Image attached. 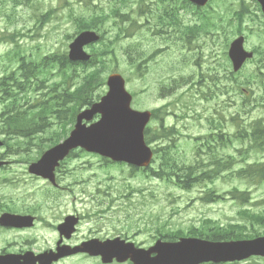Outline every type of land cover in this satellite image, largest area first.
<instances>
[{
	"label": "rangeland",
	"instance_id": "374dc122",
	"mask_svg": "<svg viewBox=\"0 0 264 264\" xmlns=\"http://www.w3.org/2000/svg\"><path fill=\"white\" fill-rule=\"evenodd\" d=\"M35 1L37 3L33 9L21 11L22 16L29 17L35 14L38 17L51 9L56 11L40 29V37H37L38 39L35 38L37 40L34 43L39 44V52L43 55L54 52L62 54L67 51V43L69 44L67 37L73 35L77 30L74 18L91 15L92 11L86 9L82 4H77V0ZM133 2L131 3L133 4ZM95 5H97L96 11L99 9L107 10L109 0H95ZM3 25L4 22H0V28L3 29ZM248 25H251V22H248ZM35 26H38L37 22H35ZM31 27L29 25V28ZM112 30L110 29L108 31L109 34L107 33L106 35L110 36ZM150 35L145 37L146 34L144 36V33L140 32L135 34L133 38L132 35L118 43L116 48L118 59L114 68L118 73H123L122 75L126 81V90L136 95L131 103L133 109L151 110L155 107H161L163 103L174 105L168 109L170 115L165 118V125L176 126L182 135L176 142L177 149H175L173 155L179 162L190 164L193 162L194 139L208 131L206 117L213 114V109L216 108L218 101L214 99H196L194 95L191 96L186 92L183 93L185 97L181 98L178 105H176L178 102L176 100L157 99V91L160 84L166 82L168 85L171 84L170 81L173 77L179 78L182 75L188 77L190 70H194L193 60L197 57L190 55L188 57H190L191 63H183L182 54L185 52L181 50V42L170 41L162 44L160 41L155 42V36ZM252 38L253 36H249V45L252 42ZM138 41L143 42L140 48L142 52L144 51V59L147 61L143 65L147 69H144L145 74L141 79L136 77L138 76L137 73L133 71V68L129 67L130 60L127 59L123 52L124 49L135 47ZM204 41L207 44L203 48L201 59L205 64H214L210 56L212 55V48L209 46V43L211 46L213 45L212 41L209 39ZM253 41H255L256 46L260 44L254 39ZM165 45L170 46V55H154L157 48H164ZM4 48V46L0 47V54L5 51ZM224 53L225 46L223 38H221L215 51L216 61L220 64L222 63V66L228 69L229 66L226 63ZM208 67L209 64L202 65L203 70ZM255 68V64H249L243 73L237 76V80L240 82L250 79L254 75ZM165 71H167L166 74L164 73ZM50 79L49 83L57 80L54 77ZM230 87L231 85L228 83V88ZM251 88L254 87L252 86ZM175 91L179 96L183 90L179 88ZM233 95L230 99L236 103L235 105H229V101L225 97L221 98L220 104L225 109L218 110L222 114L224 113L226 119H229V114L236 112L235 108L241 103L242 96L245 97L244 93L241 92L240 95L238 90ZM173 99L177 98L173 97ZM191 102H193L191 109L183 108L185 105H190ZM174 114L179 115L178 117L184 115V118L178 119ZM245 118L249 121L251 119L264 118V110L251 112ZM157 126L158 124L154 125V127ZM226 129L227 132L233 130L230 125H227ZM150 146L153 148L156 146L165 147L166 143L156 142ZM34 152H36V148H30L29 156L27 157H31ZM229 154L235 155L233 148L222 151L224 156ZM156 166H158V162L152 164V167ZM22 169L25 168L18 169V167H15L12 172L17 173L16 176L20 180L18 187L21 189V193L24 194L25 200L41 202L37 192L46 189L48 187L47 182L31 177L26 171L24 173ZM67 169L69 170L66 171L67 175L62 176L60 179L62 190L59 191L57 196H52L44 201L52 203V205L43 207L53 208L52 213L56 218L63 214L64 216L74 215L81 219L78 237L73 241L76 243H80L83 237L89 238L93 234L98 237L123 235L127 236L129 241L135 243L138 247L147 248L154 243L155 235L157 234L154 230L165 222L173 226L174 224L171 223H178L175 221L176 219L209 217L217 219L220 224L225 225L229 220L235 221L239 218L238 211H240L244 203H246L245 207L251 209V212L255 213L264 210V183L248 184L245 180L238 179L236 171L233 169L226 172V178L218 179L213 183L197 185L187 192L160 179L149 178L145 173H131L129 166L110 165L103 159L101 160L85 152L68 161L65 165V170ZM234 188L240 192H247V202L240 203L233 200L229 193ZM208 190H214L222 199L216 200L213 204H204L200 198L202 199ZM0 193H9V190L2 191L0 189ZM129 194H131L130 197L126 198L125 196ZM41 196L49 197L45 192H41ZM174 210H177L178 214L174 213ZM39 227L42 228L44 226L40 224ZM56 240V236L47 238L44 240V244L37 249L53 248ZM66 264H93V262L79 261L78 258H75L71 261L68 260Z\"/></svg>",
	"mask_w": 264,
	"mask_h": 264
},
{
	"label": "water",
	"instance_id": "95a60500",
	"mask_svg": "<svg viewBox=\"0 0 264 264\" xmlns=\"http://www.w3.org/2000/svg\"><path fill=\"white\" fill-rule=\"evenodd\" d=\"M204 5L207 0H192ZM264 12V0H259ZM92 32L80 34L69 46L71 61H87L89 56L83 51L87 44L98 41ZM243 39L231 44L229 57L234 71L240 69L244 61L252 57L242 48ZM108 92L99 103L77 116V122L70 136L61 144L46 152L40 161L29 168L31 174L41 176L53 182V171L71 150L81 148L89 153L99 154L114 162H124L131 166L147 167L152 159V152L144 142V129L150 120L149 112H138L130 108L131 96L125 91L124 80L120 75H111L107 80ZM99 120L90 126L94 116ZM73 217H68L60 226L62 234L69 236L75 224ZM82 251L91 256H100L103 263H118L130 260L133 264H198L202 261L218 262L222 260H242L250 256H264V238L237 243H206L182 241L178 244L157 242L148 251L137 250L133 244L120 239L99 243L91 241ZM79 251V249L73 252ZM157 254L151 258V254ZM29 258L28 256H26ZM41 263L49 264L51 259L38 258Z\"/></svg>",
	"mask_w": 264,
	"mask_h": 264
},
{
	"label": "trees",
	"instance_id": "16d2710c",
	"mask_svg": "<svg viewBox=\"0 0 264 264\" xmlns=\"http://www.w3.org/2000/svg\"><path fill=\"white\" fill-rule=\"evenodd\" d=\"M31 0H26L29 3ZM13 6L16 4H21L22 1L11 0ZM107 22V18L104 13H93L90 18H82L78 20V30H94L101 33L103 30V25ZM116 28L117 25H116ZM122 29H117V33L105 41V37L101 36V41L97 46L92 47V59L86 65L80 64H70L67 60L65 54L61 56V81L60 88L61 94L59 96H51L49 100L42 105L40 109V119L41 123L37 122L35 118L26 120H19V124L22 127L32 133L33 135L41 133L43 131V123L45 126L47 115H56L58 120L62 121L61 114L63 111L59 109H83L90 106L92 103L98 101L100 98V92L104 86L105 75L110 71L114 70L115 64L117 62L116 46L120 39ZM134 48L124 49V54L128 57L129 67L135 68V59L133 57ZM135 56V55H134ZM138 57V55H137ZM135 56V58H137ZM77 66L82 69V75H76ZM28 79L30 78L28 74ZM79 78L80 83L73 85L71 82L73 78ZM8 96L5 93V97ZM244 108V107H243ZM248 109H239L237 115L231 116L229 120H225L224 116L219 120L217 118L208 119L209 131L205 133L202 139H197L201 141L202 145L197 147L196 157L194 162L191 164H185L179 162L171 155L170 149H175L176 145H170L155 153L159 155L158 167L155 169H150L149 173L151 177L164 180L168 183H173L174 185L181 188H189L194 184H200L206 181H213L220 177L225 170L229 169L227 162L223 163L216 154L217 146H226L230 143V137L227 133L222 134L225 124L228 122L232 125L238 127L241 125L242 120L240 119L241 114L247 112ZM75 112V111H72ZM70 121H74V114L71 115ZM158 117V115H157ZM159 128L156 130L149 127L145 130V140L147 143H152L156 141H165L167 143H175L177 140L178 130L174 127L166 128L163 122H160ZM243 127V126H242ZM237 129V130H238ZM243 130H238V133L234 136L235 139L239 140H249L253 143L252 149L255 151H260L264 149V127L262 121L252 122L248 129L245 127ZM221 130V132H220ZM62 136L53 135L52 140L57 143ZM245 142V141H242ZM205 152L206 156L203 159L202 152ZM248 160V155L243 152L242 163H246ZM238 178L247 181L249 184L262 183L264 182V161H257L252 164H245L244 167L240 168L238 171ZM245 193H239L241 199H243ZM243 216L255 219H264V214H251L244 212Z\"/></svg>",
	"mask_w": 264,
	"mask_h": 264
},
{
	"label": "flooded vegetation",
	"instance_id": "af4514ba",
	"mask_svg": "<svg viewBox=\"0 0 264 264\" xmlns=\"http://www.w3.org/2000/svg\"><path fill=\"white\" fill-rule=\"evenodd\" d=\"M213 1V0H211ZM217 1V0H216ZM231 4L235 10H242L246 13L247 17L251 18V25L259 24L262 22L263 25L261 27L264 38V15L261 9L259 0H230ZM188 13L187 17L189 19L186 20L187 25L195 26L199 22V18L205 16L206 12L202 10H195ZM145 28H150L151 31L155 32L157 28L163 29L166 26L172 28L174 26L173 16L168 14L166 17L158 16L157 11L150 10L143 19V23ZM250 25V26H251ZM167 27V28H168ZM168 28V29H169ZM199 26H195L194 29L197 30ZM248 28V25H247ZM252 28V26H251ZM220 36V31L213 35V39L209 38L214 46H216V38ZM183 45L182 51L185 52V58L183 63L187 61V63H191L190 55L193 57H198L193 60V68L195 70L201 69V47L194 46L191 48L193 41H189L188 37H185L181 42ZM189 45L191 47H189ZM171 50V49H170ZM187 59V60H186ZM214 71L217 73L219 79H221V69L219 68V64H217L214 60ZM264 65V59H263ZM264 72V70H263ZM264 82V81H263ZM219 90V95H220ZM1 109V108H0ZM4 116L1 114L0 119H3ZM5 134L8 132L1 131L2 139ZM13 138L9 136L6 137L5 141L1 140V148H7L8 142L12 141ZM26 155L24 153H0V174L3 175L6 172H9L12 169L14 163L18 162V164L25 163ZM65 164V163H63ZM12 173V172H9ZM9 180L5 177L0 180V183H8ZM5 195H0V218L4 214L18 215V216H33L32 224L29 227H12L2 225L0 222V264H12L14 260H17L19 264H25L21 259L26 253H33L34 255H38L43 253L45 250H37L34 249L35 246L39 245L43 240L50 238L52 236H57L60 240V243L70 246H77L80 243H83L87 240H90L95 236L94 234L89 238H82L80 243L73 242L76 237H78L79 225H76L74 228V233L67 240L65 238H61L58 232V226L63 222L59 220L56 224H51L49 222L56 221L57 219L53 217H42L40 216L42 213L39 211H30L31 205H46L47 203H30L28 201H17L13 202L12 200L4 199ZM37 209V208H35ZM178 223L174 224L171 227L170 234L168 235V240L170 242H177L180 239H199L208 242H224L227 239L236 238V233L234 230H229L228 232H223V225L220 224L216 227L213 222L217 221L216 219H206V218H187V219H176ZM43 225L44 227L40 228L39 225ZM52 227V228H50ZM91 232V230H89ZM178 231V232H177ZM109 238L106 236L104 239ZM163 239L167 241V239L162 236ZM162 239V240H163ZM56 248V245L54 249ZM52 250V249H49ZM75 257V256H74ZM76 257L87 258L85 255L80 254L76 255ZM71 258V257H69ZM68 259V258H65ZM65 259H60L53 264H60ZM15 264V263H14ZM39 264V263H35ZM203 264H214V263H203ZM219 264H264V257H251L242 262H233V263H219Z\"/></svg>",
	"mask_w": 264,
	"mask_h": 264
}]
</instances>
